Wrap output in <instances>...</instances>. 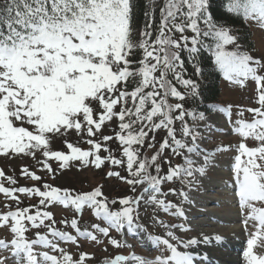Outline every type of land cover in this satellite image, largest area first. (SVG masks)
Instances as JSON below:
<instances>
[{"label": "snow or ice", "instance_id": "snow-or-ice-1", "mask_svg": "<svg viewBox=\"0 0 264 264\" xmlns=\"http://www.w3.org/2000/svg\"><path fill=\"white\" fill-rule=\"evenodd\" d=\"M211 4L212 0H145L144 21L136 27L134 0H0V156H30L53 177L57 170L50 161L58 162L60 170L73 161L97 169L109 162L127 175H107L124 181L134 193L109 200L101 186L77 193L46 181L42 186L17 187L15 176L0 169V194L16 205L12 210L11 203H4L9 210L0 213V228L11 234L10 240L0 238V264H86L90 254L80 252L74 259L57 241L80 247L78 237L100 243L103 236L115 248L131 247L111 235L125 229L134 237L143 234L145 247L155 248L157 254H117L105 264H210L207 252L192 249L222 243L224 238L203 232L188 236L195 230L189 213L197 205L190 193L200 191L219 157L228 152L235 153L231 180L245 231L249 220L256 222L244 257L247 264H264V254L254 252L264 240V207H257L264 204V57L241 51L238 37L215 21ZM226 10L242 13L264 29V0H229ZM228 45L236 47L228 50ZM203 51L210 52L214 66L232 84L246 88L247 82H254L255 107L229 104L199 110L200 86L193 77L203 75ZM186 63L192 66L191 76ZM215 116L225 117L226 126L218 125ZM113 121L114 134H104ZM161 130L165 134L157 141ZM72 132L78 137L86 133L89 149L69 142L66 137ZM232 133L241 137L235 147L215 140L217 134ZM58 137L64 138L67 151L53 149ZM248 139L255 146H249ZM113 140L120 158L108 147ZM101 151L108 155L102 157ZM20 175L44 180L27 165H21ZM166 183L179 185L167 193L179 203L164 198ZM19 194L38 197L39 204L21 207ZM117 203L119 209L113 210ZM55 204L72 208L81 218L87 207L105 226L92 223L90 230H82L74 217L60 223L76 235L62 231L54 226L53 214L42 210ZM141 204L153 206L154 223L162 227V235L147 233L139 222ZM160 211L175 219L165 222ZM26 223L46 227L48 235L36 232L29 239ZM38 245L59 255L38 252Z\"/></svg>", "mask_w": 264, "mask_h": 264}, {"label": "rangeland", "instance_id": "rangeland-1", "mask_svg": "<svg viewBox=\"0 0 264 264\" xmlns=\"http://www.w3.org/2000/svg\"><path fill=\"white\" fill-rule=\"evenodd\" d=\"M248 26L251 31L252 39H253V53L252 55L260 57H264V29L258 26V23L255 21L248 20ZM220 97L218 102L222 103V105H239L242 107H255V103L253 100L254 96V82H247L246 88H240L239 86L232 85L227 81L221 82L220 85ZM245 116L248 119L249 114L245 113ZM216 123L221 127H225V117L223 116H215ZM115 121L110 124H107L104 129L103 133L106 135H111V132L115 126ZM234 133L221 137L219 134L216 135L215 140L219 141L223 139L225 142L230 141L233 146L235 147L241 140V137L236 138L233 136ZM86 133L82 137H78L75 132H72L66 139L69 142L76 144L77 146L83 148L87 145L85 142L87 139ZM212 143V141H209ZM247 143L249 146H255V141L252 139H248ZM54 150H66L64 147V138H56L55 142L52 145ZM89 149V145L86 146ZM108 147L113 150V154L116 155L117 158H120V152L118 151V144L115 140L109 143ZM100 155L102 157L107 156L108 153L101 151ZM165 156H168L166 153ZM235 155L234 152H228L219 157V161L217 166L213 172L210 173V180H205L203 187L200 189L199 192H192L190 193V198L195 197L197 205L195 208L191 210L189 213V218L191 220L192 227L195 229L192 232L188 233V236L198 235L199 232H203L205 234H209L212 232L214 235L218 234L220 231L221 236L223 237V233L225 232L228 236L233 234L234 236L239 237L241 240L244 237H249V234L252 232L254 228L252 220L248 221V229L245 231L244 225L242 223V219L244 220V214L241 212V208L238 207L239 203L236 200H239L238 196L234 200L232 195H224L222 192L226 191L227 189L224 188V184H227L228 187L233 191V181L230 180L229 174L231 172V164H232V157ZM37 159H42L39 155ZM175 162H178L177 159H173ZM52 167L57 170L55 177L51 176L46 171L42 170L41 166L37 164L36 160H33L30 156L29 157H18V158H11L0 156V169H2L7 175H15L17 182L20 185L17 186H30L33 184H37L42 186V184L46 181L53 186L60 187L61 189H68L71 192H86L91 191L95 187L101 186L103 193L106 195L105 197L112 199L115 196H122L125 190V187L117 177H107L106 170L101 166V168L97 169L94 165H81L79 161L71 162L70 166L60 170L58 167V162L50 161ZM21 165H27L30 167L31 171L36 172L37 175H41L44 177V180L40 182L32 181L31 179L23 178L20 175V167ZM109 169L111 171L119 172L122 175V168L119 166H114L111 163L109 164ZM227 177V178H225ZM214 190V191H213ZM141 191V189H140ZM20 199L22 200H31L34 201V197L25 196L23 194H19ZM33 198V199H32ZM175 202L179 203L180 201L174 199ZM4 203L8 202V199L3 195L0 194V211H4L5 207H3ZM237 203V204H236ZM264 205L261 203H257V206ZM184 207H188L187 204ZM200 207V209H199ZM211 210L202 213L200 210L204 208L205 210ZM51 212L55 218L56 226L60 227L63 231H68L70 233L73 232L70 226H66L60 223L62 219L71 220L72 218H77L79 220V226L82 230L90 229V225L92 223L97 222V218L91 214L89 208L83 209L82 218L81 215L75 213V211L70 207H65L60 204H55L54 206H49L46 209ZM163 212H159V218L164 219L162 214ZM162 214V216H161ZM222 218L225 219V224H219L217 226L213 225L208 217ZM92 215V216H91ZM140 223H142L147 230V233H157L163 234V229L160 225L154 223L155 214L153 212V206H146L141 204L140 207ZM203 215V216H202ZM175 219V218H174ZM227 219H233V222L230 223ZM199 222V223H198ZM49 223L46 221V224ZM29 230L26 232L27 235H31L37 228L31 227L29 224L27 225ZM39 229V228H38ZM125 232V230L123 231ZM121 233L122 239H127L124 233ZM179 234V233H178ZM219 235V234H218ZM232 235V236H233ZM226 236V238H229ZM0 238L10 239L11 234L7 228H0ZM52 237L49 235V239ZM103 236H100V243H96L90 240V242L85 241L84 237L79 241L80 247L76 245H64L60 243L61 247L66 248L75 259L79 252L89 251L92 254L93 260L98 258V264H105L107 259H110L114 253H123V255H130V247H122L121 249L115 248L108 244V241L102 240ZM136 239L139 241L138 248L141 251L149 252V247H145V240L143 238V234L138 233L136 235ZM141 240V241H140ZM234 243L235 240L232 239ZM260 241V240H259ZM89 243V244H88ZM259 246L255 247L257 253L262 254L264 253V244L260 243ZM195 249V248H194ZM192 249V250H194ZM46 251L52 252L51 249H45ZM139 251L135 248V251ZM240 250V249H239ZM225 251V250H224ZM217 252V251H215ZM53 253V252H52ZM55 255H59V253H53ZM149 258L151 256H148ZM91 261L90 263H92ZM131 264V262H130Z\"/></svg>", "mask_w": 264, "mask_h": 264}, {"label": "trees", "instance_id": "trees-1", "mask_svg": "<svg viewBox=\"0 0 264 264\" xmlns=\"http://www.w3.org/2000/svg\"><path fill=\"white\" fill-rule=\"evenodd\" d=\"M228 2L229 0H212L211 7L214 19L218 24L226 25L231 29V34L238 37V45L241 51H246L252 55L254 48L251 31L248 26V19H245L242 13H228L226 10ZM134 4L135 25L136 27H141L144 21L145 0H134ZM158 9L159 5L156 10L157 23L159 22ZM235 47L236 45L226 46L228 50H232ZM252 56L255 57V55ZM200 65L203 69V75L193 78L198 80L200 86V98L197 101L199 110L204 111L206 108L212 107L218 102L222 73L214 66L210 52L203 51L201 53ZM186 66L188 68V74L191 76L193 72L192 66L187 63ZM126 191L131 194V189H126Z\"/></svg>", "mask_w": 264, "mask_h": 264}, {"label": "bare ground", "instance_id": "bare-ground-1", "mask_svg": "<svg viewBox=\"0 0 264 264\" xmlns=\"http://www.w3.org/2000/svg\"><path fill=\"white\" fill-rule=\"evenodd\" d=\"M239 245H240L239 242L236 243L234 241V243L231 244V249L233 251L239 250L240 249ZM203 249H204L203 246H198L195 247L194 251L203 254L204 252H206V251H201ZM208 255H209L210 264H238L242 261L241 258L235 256L234 254H230L228 251H224V250L222 251L220 250L219 252L214 251L213 253H210ZM206 264H208V262H206Z\"/></svg>", "mask_w": 264, "mask_h": 264}]
</instances>
